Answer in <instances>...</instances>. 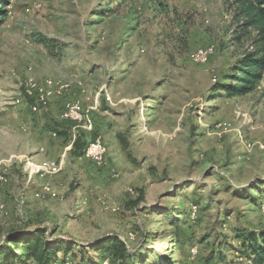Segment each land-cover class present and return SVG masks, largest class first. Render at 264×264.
Here are the masks:
<instances>
[{
    "label": "rangeland",
    "instance_id": "1",
    "mask_svg": "<svg viewBox=\"0 0 264 264\" xmlns=\"http://www.w3.org/2000/svg\"><path fill=\"white\" fill-rule=\"evenodd\" d=\"M227 2L0 0V241L40 225L118 234L144 264H251L234 230L264 231V81L215 89L251 50ZM66 100L92 127L58 114ZM95 133L103 165L74 149Z\"/></svg>",
    "mask_w": 264,
    "mask_h": 264
},
{
    "label": "trees",
    "instance_id": "2",
    "mask_svg": "<svg viewBox=\"0 0 264 264\" xmlns=\"http://www.w3.org/2000/svg\"><path fill=\"white\" fill-rule=\"evenodd\" d=\"M227 3L235 31L238 33L236 39L245 37L251 50L245 51L234 63L230 77L233 84H219L215 89H222L231 96L244 95L255 89L260 81H264V0H228ZM2 19L1 15L0 21ZM64 120L74 124L71 120ZM96 135L95 133L91 139ZM85 145L80 138L74 141V149L79 151V154H84ZM252 185L251 183L249 186ZM257 193L258 196L253 200L263 203L260 202L261 194L259 191ZM142 199L143 196L138 197L135 203L138 205ZM234 232V238L240 244L238 248L241 256L248 258L251 264H264V231L238 227ZM74 247L79 249L78 253ZM88 248L96 250L98 264L145 262V256H141L136 250L130 251L126 241L118 234H108L94 243L84 244L64 236H53L48 232V228L37 225L30 230L24 228L11 233L0 241V264H73L67 260L71 253L74 260L79 255L74 264H91L85 260ZM59 253L62 256H59ZM104 259H107V262Z\"/></svg>",
    "mask_w": 264,
    "mask_h": 264
},
{
    "label": "bare ground",
    "instance_id": "3",
    "mask_svg": "<svg viewBox=\"0 0 264 264\" xmlns=\"http://www.w3.org/2000/svg\"><path fill=\"white\" fill-rule=\"evenodd\" d=\"M210 50H212V48H210ZM209 50V53H210ZM212 54V53H211ZM196 59H198L201 62H206L207 59H209V54L207 55V49L206 48H202V49H198L196 54ZM209 57V58H208ZM68 87L67 84H63L61 86V89H64ZM54 87L52 84L51 80H46L45 85L41 87V93H40V105L46 104L47 100L49 98V96L54 92ZM75 104L74 110H68L65 107L64 111H63V117L66 119H70L72 121H82L83 117V107H82V103L79 101H75V102H71ZM95 147L97 148V153L99 154L100 157L103 158V161L105 160V145L102 142V138L101 136L97 135L93 138V140H91L85 149V155L87 157H89L91 160H93L94 162H97V158H96V153H95ZM193 250V249H192ZM194 251V250H193Z\"/></svg>",
    "mask_w": 264,
    "mask_h": 264
},
{
    "label": "built area",
    "instance_id": "4",
    "mask_svg": "<svg viewBox=\"0 0 264 264\" xmlns=\"http://www.w3.org/2000/svg\"><path fill=\"white\" fill-rule=\"evenodd\" d=\"M200 48H206L207 49V55H208L209 54V50H210L211 47L207 46V47H200ZM195 52H196V50H195ZM62 107H66L67 111L68 110H74L75 104L71 103V100H66V101L63 102ZM82 117L87 118V125L92 127V121L88 118L87 111L82 114ZM95 153H96V158H97L98 165H103V158L100 157L99 154L97 153V148L96 147H95ZM190 251L193 253V250H190Z\"/></svg>",
    "mask_w": 264,
    "mask_h": 264
},
{
    "label": "crops",
    "instance_id": "5",
    "mask_svg": "<svg viewBox=\"0 0 264 264\" xmlns=\"http://www.w3.org/2000/svg\"><path fill=\"white\" fill-rule=\"evenodd\" d=\"M53 99V101H51L52 103L50 104L51 105V108H53V109H55L56 107L54 106V104H55V102L59 99V97L58 96H55V97H53L52 98ZM51 99V100H52ZM62 104H63V102H62ZM62 104H60V106H59V109H58V114L60 115V112L63 110H61V108H62ZM37 160H40L39 158H37ZM37 176H35V178H36ZM40 177L41 178H44L45 177V174L44 175H40ZM39 177V178H40Z\"/></svg>",
    "mask_w": 264,
    "mask_h": 264
}]
</instances>
